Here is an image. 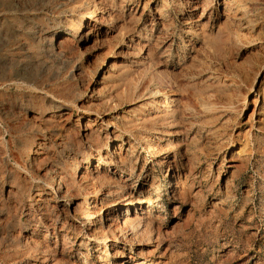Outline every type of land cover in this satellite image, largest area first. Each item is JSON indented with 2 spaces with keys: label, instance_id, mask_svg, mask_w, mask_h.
Segmentation results:
<instances>
[{
  "label": "rangeland",
  "instance_id": "obj_1",
  "mask_svg": "<svg viewBox=\"0 0 264 264\" xmlns=\"http://www.w3.org/2000/svg\"><path fill=\"white\" fill-rule=\"evenodd\" d=\"M0 264H264V0H0Z\"/></svg>",
  "mask_w": 264,
  "mask_h": 264
},
{
  "label": "bare ground",
  "instance_id": "obj_2",
  "mask_svg": "<svg viewBox=\"0 0 264 264\" xmlns=\"http://www.w3.org/2000/svg\"><path fill=\"white\" fill-rule=\"evenodd\" d=\"M198 2V1H197ZM231 3V2H230ZM229 2L228 3H226L225 4V10H224V13H225V15L227 14H229V12H230V10H231V4H230ZM196 8H198V6L196 5V6H194L193 7V9H196ZM233 8V7H232ZM96 10V9H95ZM203 12V11H202ZM159 14V13H158ZM203 15H205V13L203 12L202 13ZM229 16H230V14H229ZM234 16H236V15H234ZM234 16H232V17H234ZM241 17V16H240ZM239 17V18H240ZM228 18V17H227ZM238 18V17H237ZM231 19V18H230ZM234 19V18H233ZM92 20H95L94 18H92ZM229 20V19H228ZM232 20V19H231ZM85 21V19H84V17H81L80 19H79V21L78 22H75V24H73V26L71 27V29L70 30H72V31H76L81 25H82V23ZM236 23V22H235ZM68 33V32H67ZM67 33H66V35H67ZM58 34V33H57ZM53 36L54 35H52L51 37V39L53 40ZM166 36V35H165ZM50 39V38H49ZM66 39H68V36H66ZM46 40V39H45ZM48 40V39H47ZM46 40V41H47ZM52 42V41H51ZM62 42V41H61ZM54 44V43H53ZM55 46V45H54ZM59 46V45H58ZM166 95V94H165ZM169 100V97H167V96H164V101H162V102H159L160 104H163L164 105V103L163 102H167ZM175 100V99H174ZM247 103V102H246ZM165 106V105H164ZM86 126H88V123H86ZM118 148H122V143H120V144H118ZM123 149V148H122ZM98 152V154H96L97 156H94L93 154V152L92 153H90V154H87V156H84V160H85V162H88V159H89V157L91 156V158L94 156V157H98V159L99 158H101V152H100V150H98L97 151ZM251 152H252V150H251ZM250 152V153H251ZM114 153H115V151H114ZM119 153V152H118ZM100 156V157H99ZM76 157V156H75ZM93 157V158H94ZM124 157V156H123ZM122 157V158H123ZM119 160V159H118ZM172 160V159H171ZM120 161L121 162H124L123 160H121L120 159ZM162 161V160H161ZM160 161V162H161ZM166 161V160H165ZM119 162V161H118ZM162 163V162H161ZM168 163H169V161H168ZM124 164V163H123ZM159 164V163H158ZM160 165V164H159ZM77 166H79V165H77ZM161 166V165H160ZM159 166V167H160ZM99 168V167H98ZM97 168V169H98ZM77 169H79V167L77 168ZM77 169H76V173H77ZM88 172V171H87ZM101 172V171H100ZM57 173V172H56ZM58 174V176H59V181L60 182H62V180H63V178H65L61 173H57ZM83 175V174H82ZM103 175V174H102ZM102 175H100V176H102ZM78 176V175H77ZM99 177V176H98ZM97 177V178H98ZM89 178V177H88ZM84 180V179H83ZM88 180V179H87ZM86 180V181H87ZM99 180V179H98ZM80 181V180H79ZM83 183H84V181H83ZM66 186V185H65ZM178 186V185H177ZM59 187H61V185L60 186H58V188ZM61 189H62V187H61ZM61 189H59L60 190V192H61ZM68 188H67V186H66V193H67V190ZM53 191V190H52ZM123 191V190H122ZM54 192V197L55 198H58L59 197V194H58V192L57 191H53ZM69 192V191H68ZM145 192V191H144ZM66 193H64V194H62L61 195V197H65L66 196ZM108 193L110 194V190L108 191ZM124 194H121V200H119V201H113V200H110L109 202H108V204H107V207H109V208H111L110 210H112L114 207H116V206H119V205H121V207L120 208H118L116 211H120L119 209H122V211L120 212L122 215H125L126 217L124 218V222H126L127 223V219H129V217L127 216V214H129V206L130 205H133V204H140L142 201H147L146 199H144V198H141V197H138V198H136V200H134V201H128L127 203L124 201L125 199H126V197L125 196H123ZM77 197V196H76ZM71 198V197H70ZM148 198V197H147ZM66 199V198H65ZM64 199V200H65ZM149 199V198H148ZM67 200V199H66ZM65 200V201H66ZM121 201H123V202H121ZM152 202V201H151ZM149 203V202H148ZM68 206H70V204L68 203ZM108 208V209H109ZM123 208H126V209H124L123 210ZM141 210H142V208H140ZM109 210V211H110ZM137 212V211H136ZM102 212H100L99 213V215L101 214ZM144 213H145V211L144 210H142V212L141 213H137V216H141V214L142 215H144ZM140 214V215H139ZM66 215H68V214H66ZM119 214H117V216H118ZM147 215V214H146ZM136 216V215H135ZM111 216H107V219H112V218H110ZM134 218H136V217H134ZM142 218V217H141ZM147 218V217H146ZM89 219V218H88ZM106 219V220H107ZM115 219H117V218H115ZM130 219H132V218H130ZM137 219V218H136ZM120 220V219H119ZM135 220V219H134ZM145 220V219H144ZM99 221L101 222V221H103V218H102V216L100 215V219H99ZM114 222V221H113ZM112 222V223H113ZM131 222V221H130ZM135 222V221H134ZM112 223H108L107 224V226H108V229H110L111 231H112ZM94 224H95V222H94ZM117 224V223H116ZM133 224V223H132ZM121 226V225H120ZM99 227V226H98ZM116 227V226H115ZM94 228H96V227H94ZM112 228V229H111ZM119 229H120V227H119ZM108 233V232H107ZM113 233V232H112ZM95 235V234H94ZM108 234H106V233H102V234H96V241H99V242H101V243H103V244H106V240L108 239ZM114 239H116V240H118V235L117 236H115V238ZM116 240H114V241H116ZM119 252V251H118Z\"/></svg>",
  "mask_w": 264,
  "mask_h": 264
}]
</instances>
